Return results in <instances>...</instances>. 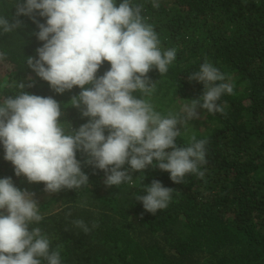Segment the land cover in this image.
<instances>
[{"label":"trees","instance_id":"16d2710c","mask_svg":"<svg viewBox=\"0 0 264 264\" xmlns=\"http://www.w3.org/2000/svg\"><path fill=\"white\" fill-rule=\"evenodd\" d=\"M153 2L131 0L134 6L143 5L142 16L157 33L161 50L176 49L166 74L155 68L147 74L156 85L145 97L154 109L166 116L180 112L182 102L199 98L203 84L188 76L204 62L233 85V93L220 98L223 112L198 108L201 118L180 125L178 147L189 146L192 136L207 141L206 163L198 169L203 176L189 173L175 184L153 161L143 172L129 169L131 182L107 186L105 172L84 163L86 154L77 152L88 184L48 193L43 182H31L34 199L45 192L37 201L43 219L32 227L42 229L52 249L60 246L61 264H264V0H156L158 8ZM12 4L0 0V16L11 18ZM19 19L21 29L0 31V102L22 91L18 83L34 81L24 91L54 98L65 128L78 129L89 120L71 106L81 89L57 94L27 67V57L38 58L36 49L44 42L34 35L39 29L31 19ZM36 19L46 22V17ZM108 69L105 61L97 77ZM4 177L25 190L27 178L15 175L0 144ZM153 180L175 189L168 207L155 214L135 199L146 194L145 185ZM77 219L88 225V233L74 226Z\"/></svg>","mask_w":264,"mask_h":264},{"label":"clouds","instance_id":"9594fccd","mask_svg":"<svg viewBox=\"0 0 264 264\" xmlns=\"http://www.w3.org/2000/svg\"><path fill=\"white\" fill-rule=\"evenodd\" d=\"M12 7L11 18L0 16V31L24 27L21 16L31 19L39 29L34 35L44 43L36 49L38 58L27 57V67L57 94L79 87L71 106L89 118L76 130L69 124L65 128L54 98L24 91L34 81L18 83L22 91L0 102V144L17 177L43 182L48 193L77 189L88 184L77 152L86 154L84 163L105 172L107 186L131 182L129 169L143 172L153 161L175 184L189 173L203 176L198 169L206 163L207 141L192 136L189 146L180 147L175 141L180 125L199 118L198 108L223 112L222 94L233 93L225 74L211 63L201 64L188 80L202 83L203 94L165 116L145 98L156 87L147 74L153 68L166 74L176 49L161 50L157 33L142 16L143 5L134 6L131 0H13ZM153 7H159L156 0ZM37 15L46 22L40 23ZM105 61L110 69L97 77ZM174 190L153 180L145 185L146 194L135 199L155 214L168 207ZM34 196L16 187L11 177L0 178V264H61L60 246L52 249L42 229L32 227L43 219ZM72 223L90 231L83 220Z\"/></svg>","mask_w":264,"mask_h":264},{"label":"rangeland","instance_id":"374dc122","mask_svg":"<svg viewBox=\"0 0 264 264\" xmlns=\"http://www.w3.org/2000/svg\"><path fill=\"white\" fill-rule=\"evenodd\" d=\"M184 103H186V101L185 102H182L181 104H179V106H178V110L180 111L181 110V107H182V105L184 104ZM198 116H199V118H201V115H199V113H198ZM24 188L27 190V191H29L30 192V187H31V183L30 182H28V181H26L25 183H24ZM39 194V198H38V200L37 201H39L40 199H43L45 196V192H40V193H38Z\"/></svg>","mask_w":264,"mask_h":264}]
</instances>
